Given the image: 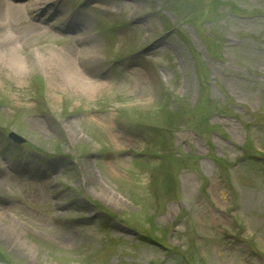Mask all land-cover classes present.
<instances>
[{
	"label": "rangeland",
	"instance_id": "374dc122",
	"mask_svg": "<svg viewBox=\"0 0 264 264\" xmlns=\"http://www.w3.org/2000/svg\"><path fill=\"white\" fill-rule=\"evenodd\" d=\"M10 1L0 264H264V0Z\"/></svg>",
	"mask_w": 264,
	"mask_h": 264
},
{
	"label": "trees",
	"instance_id": "16d2710c",
	"mask_svg": "<svg viewBox=\"0 0 264 264\" xmlns=\"http://www.w3.org/2000/svg\"><path fill=\"white\" fill-rule=\"evenodd\" d=\"M203 98H204V96H201V100L199 101L200 103H202V101H203ZM205 110H206V112H205V114H212V112H211V109H212V105H211V102L209 101V98H205ZM198 102V103H199ZM204 106L202 107V108H204ZM201 108V109H202ZM178 116H176L177 118H179L180 116H181V114H177ZM203 117V116H202ZM202 117H191V119H193L192 121H191V123L193 124V125H195V126H200V125H204L205 124V120H203V119H201ZM172 119V118H171ZM168 129V127H165V128H163L162 129V131H165V130H167ZM159 136H162V135H159ZM176 155V154H175ZM171 156V155H167V157H166V159L168 160V159H170V160H173V158H177L176 156ZM163 157V156H162ZM251 157H255L254 156V154H252V153H248V152H246V149L242 152V155H241V157L239 158V162H245V160L246 159H251ZM165 159V160H166ZM178 159V158H177ZM180 159V158H179ZM166 170H164L163 169V172H165ZM169 171H166L165 172V174H167L164 178H165V180H163V183H164V187L168 184V182L172 179V176H171V173H169Z\"/></svg>",
	"mask_w": 264,
	"mask_h": 264
},
{
	"label": "bare ground",
	"instance_id": "6f19581e",
	"mask_svg": "<svg viewBox=\"0 0 264 264\" xmlns=\"http://www.w3.org/2000/svg\"><path fill=\"white\" fill-rule=\"evenodd\" d=\"M1 2H2V4H1L2 8L0 9V12L3 13V14H6L8 12V9L6 7H7V5L11 4L10 3L11 1L10 0H2ZM87 88L91 89V85H88Z\"/></svg>",
	"mask_w": 264,
	"mask_h": 264
},
{
	"label": "water",
	"instance_id": "95a60500",
	"mask_svg": "<svg viewBox=\"0 0 264 264\" xmlns=\"http://www.w3.org/2000/svg\"><path fill=\"white\" fill-rule=\"evenodd\" d=\"M9 136L17 142H23L25 140V138L21 135H19L18 133H16L15 131L10 132Z\"/></svg>",
	"mask_w": 264,
	"mask_h": 264
}]
</instances>
